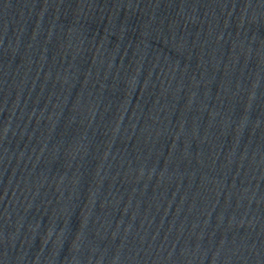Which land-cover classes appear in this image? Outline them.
I'll return each mask as SVG.
<instances>
[{"label": "water", "instance_id": "1", "mask_svg": "<svg viewBox=\"0 0 264 264\" xmlns=\"http://www.w3.org/2000/svg\"><path fill=\"white\" fill-rule=\"evenodd\" d=\"M0 132L94 264H264V0H0Z\"/></svg>", "mask_w": 264, "mask_h": 264}]
</instances>
